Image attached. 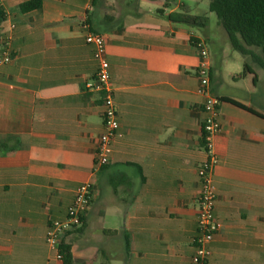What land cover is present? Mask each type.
Listing matches in <instances>:
<instances>
[{
  "label": "crops",
  "instance_id": "crops-1",
  "mask_svg": "<svg viewBox=\"0 0 264 264\" xmlns=\"http://www.w3.org/2000/svg\"><path fill=\"white\" fill-rule=\"evenodd\" d=\"M212 17L209 0H0V54L15 25L14 58L0 64V264H63L47 230L84 182L93 198L83 225L62 238L75 264H197L207 153L196 39L210 52L222 124L213 177L222 228L208 264H264V69L242 75L243 56ZM85 23L107 35L120 122L98 170L104 105L87 87L99 64Z\"/></svg>",
  "mask_w": 264,
  "mask_h": 264
},
{
  "label": "built area",
  "instance_id": "built-area-1",
  "mask_svg": "<svg viewBox=\"0 0 264 264\" xmlns=\"http://www.w3.org/2000/svg\"><path fill=\"white\" fill-rule=\"evenodd\" d=\"M93 0H86L92 3ZM15 25L13 23L4 30L2 50L0 54V64L10 62L14 58L12 48V31ZM84 27L88 30L86 35L87 42L95 47V58L99 67L94 82L87 83L88 88H94L102 93L104 105V124L105 130L100 135L95 169L108 164L113 151V142L118 135L120 122L118 120V111L114 97V88L110 76V64L107 59V35L101 32H95L89 29V24ZM195 47L198 50L199 63L197 66V76L200 82L199 92L205 97L203 121V137L207 159L198 168V175L202 182V188L199 194V233L195 239V254L193 261L197 264H208L211 253L210 243L215 234L221 230L222 223L214 213L217 200V190L214 183V169L218 162L215 152V139L221 132L222 124L219 120L220 98L212 92L211 89V57L207 43L203 39L195 40ZM93 198V185L91 182H84L77 187L75 198L68 208L67 216L64 219L52 220L47 230L46 240L49 247L55 252L56 257L63 261L60 251V245L63 235L72 229L83 225L85 215Z\"/></svg>",
  "mask_w": 264,
  "mask_h": 264
},
{
  "label": "trees",
  "instance_id": "trees-1",
  "mask_svg": "<svg viewBox=\"0 0 264 264\" xmlns=\"http://www.w3.org/2000/svg\"><path fill=\"white\" fill-rule=\"evenodd\" d=\"M34 6L37 4H28L24 9ZM209 8L216 13L233 49L243 56L242 75L253 73L255 66L264 69V0H209ZM169 18L191 25H200L203 19L182 13H170ZM5 148V143H1L0 152ZM60 251L63 264H75L69 243L62 240Z\"/></svg>",
  "mask_w": 264,
  "mask_h": 264
},
{
  "label": "rangeland",
  "instance_id": "rangeland-1",
  "mask_svg": "<svg viewBox=\"0 0 264 264\" xmlns=\"http://www.w3.org/2000/svg\"><path fill=\"white\" fill-rule=\"evenodd\" d=\"M212 14H213L212 19H214L215 21H218V17L216 15V13L215 12H212ZM215 21L213 23H215ZM262 83H264V82H262Z\"/></svg>",
  "mask_w": 264,
  "mask_h": 264
}]
</instances>
